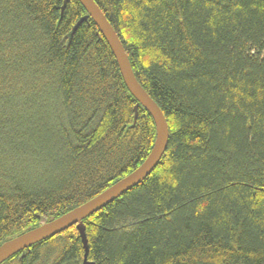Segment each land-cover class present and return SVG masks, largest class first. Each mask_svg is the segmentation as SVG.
Instances as JSON below:
<instances>
[{
    "label": "trees",
    "instance_id": "16d2710c",
    "mask_svg": "<svg viewBox=\"0 0 264 264\" xmlns=\"http://www.w3.org/2000/svg\"><path fill=\"white\" fill-rule=\"evenodd\" d=\"M0 0V246L133 173L157 138L79 0ZM169 146L84 220L90 264H264V0H95ZM65 6V8H64ZM64 8V10H63ZM77 226L3 264H86Z\"/></svg>",
    "mask_w": 264,
    "mask_h": 264
},
{
    "label": "water",
    "instance_id": "95a60500",
    "mask_svg": "<svg viewBox=\"0 0 264 264\" xmlns=\"http://www.w3.org/2000/svg\"><path fill=\"white\" fill-rule=\"evenodd\" d=\"M68 1L69 0H67V2ZM79 1L86 9L87 16L80 19L74 26L70 34V39L73 38V36L83 23L87 22L89 19H92L95 22L115 55V58L120 67V71L129 91L138 101V104L134 109L135 118L133 126L137 124L139 107L141 106L146 109L154 119L157 130L156 142L150 155L139 168L105 190L100 195L96 196L82 206L70 211L69 213L59 217L58 219L46 222L36 229H33L23 235H20L12 240L3 243L0 246V264L5 263L16 254L29 249L30 247L38 243H41L63 233L73 226H77V229L83 241L84 249L86 252L85 263L90 264L87 263L90 248L84 220L93 216L103 208L121 198L124 194H126L136 186L143 183L160 165L169 146L170 128L166 116L164 115L158 104L150 97V95L138 82L123 43L120 40V37L118 36L114 27L109 22L106 15L95 2V0ZM67 2L65 3V6Z\"/></svg>",
    "mask_w": 264,
    "mask_h": 264
},
{
    "label": "bare ground",
    "instance_id": "6f19581e",
    "mask_svg": "<svg viewBox=\"0 0 264 264\" xmlns=\"http://www.w3.org/2000/svg\"><path fill=\"white\" fill-rule=\"evenodd\" d=\"M130 59V58H129Z\"/></svg>",
    "mask_w": 264,
    "mask_h": 264
}]
</instances>
